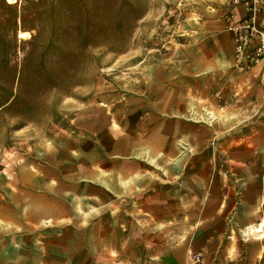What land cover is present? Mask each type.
<instances>
[{
  "label": "rangeland",
  "instance_id": "rangeland-1",
  "mask_svg": "<svg viewBox=\"0 0 264 264\" xmlns=\"http://www.w3.org/2000/svg\"><path fill=\"white\" fill-rule=\"evenodd\" d=\"M235 1L0 0V186L45 176L73 210L56 241L73 264H264V238L242 233L264 231V163H242L264 103L192 67Z\"/></svg>",
  "mask_w": 264,
  "mask_h": 264
},
{
  "label": "crops",
  "instance_id": "crops-1",
  "mask_svg": "<svg viewBox=\"0 0 264 264\" xmlns=\"http://www.w3.org/2000/svg\"><path fill=\"white\" fill-rule=\"evenodd\" d=\"M229 6V10H227H231V12L233 11L238 20H241L246 16L244 6ZM257 24L260 28H264V10L259 13ZM229 25L230 23L223 18L209 21L208 24H205L206 28L209 29V31H207L209 34L204 32L201 29V26L199 27L201 29L199 31L200 34H205L203 38L213 41V46L210 48L203 47L201 45L202 42H200L199 46L195 45L192 67H194V71L197 72L193 74L195 77L194 79H197L196 77L198 76L202 77L209 72L225 73L226 75L236 78L234 79L235 81L231 79L226 82V89L232 91L233 87L237 84L238 87L241 86L243 95L242 101L246 102L251 101L252 99L254 102L264 103V63L251 65L250 69L244 71L241 76H235L237 70L235 45L233 34L228 30ZM203 38L200 40H203ZM255 45L256 41L254 40L252 42V47ZM183 59H185V57H183L182 60ZM209 59L211 64L207 65ZM179 65H182V61H180ZM169 84L175 85V83L172 82L165 83V86L169 88ZM250 88H253V96L250 95ZM167 103L170 104V100L166 99L165 105ZM167 130L169 129L166 127L165 132ZM260 132H263V134ZM168 133L166 132V134ZM258 133L259 136L264 135V129L259 128ZM153 138L157 139L155 136H153ZM162 140H165V138L162 137L161 141ZM252 146L254 147V151L249 148L246 149L245 146L242 147V163H250L253 157L256 158L257 163H264V139L258 137L252 143ZM254 160L255 159H252V161ZM41 174L38 176L32 172L31 167L21 166L18 171L17 179L19 184L23 186H20V188H24L23 190L16 192L13 191L10 189L9 183L0 186V264L74 263L72 255H70L68 251H59L58 246L56 245L58 231L66 234L73 229L71 225L72 222H69V219L70 221L73 219V210L71 209L68 212V208L58 207L57 202L55 201L56 199L52 197L51 183L45 182V176ZM100 181L101 183L103 182L102 180ZM35 184H43L42 188L39 189L41 192L28 190ZM102 184L106 186L104 182ZM245 216L248 217L246 220L251 218V215ZM245 216H243V220L245 219ZM47 221H51V223L48 225L45 224ZM59 221H62L60 226ZM63 221H65V223H63ZM261 226L253 228V226L246 225V228L242 230V233L244 236L258 235L260 239H263L264 231ZM42 237L48 239L43 243L41 240ZM52 237L53 240H51ZM65 238L67 239V236ZM65 241L68 243V240ZM208 241L212 243L213 238H209ZM69 244H71L70 240ZM72 246L73 244H71L70 248H73ZM41 248L47 250L46 259L48 262L37 261V263H35L36 260L34 261V257L40 256L41 259H43L46 256L44 251H41ZM68 255L70 257H68ZM59 257L60 260L66 259L64 262L62 261L59 263ZM179 263L186 264L185 258L184 261Z\"/></svg>",
  "mask_w": 264,
  "mask_h": 264
},
{
  "label": "built area",
  "instance_id": "built-area-1",
  "mask_svg": "<svg viewBox=\"0 0 264 264\" xmlns=\"http://www.w3.org/2000/svg\"><path fill=\"white\" fill-rule=\"evenodd\" d=\"M239 0L235 1L238 4ZM258 4L260 0H249L245 3L246 16L241 20L231 18L230 30L233 34L235 45V61L239 71L244 72L250 69L251 65L264 63V28L257 25ZM256 45L252 47V42ZM201 255L193 257V261L198 264Z\"/></svg>",
  "mask_w": 264,
  "mask_h": 264
},
{
  "label": "bare ground",
  "instance_id": "bare-ground-1",
  "mask_svg": "<svg viewBox=\"0 0 264 264\" xmlns=\"http://www.w3.org/2000/svg\"><path fill=\"white\" fill-rule=\"evenodd\" d=\"M191 111H192V109H191ZM194 111L192 112V114H191V117L193 118V120H197V119H199V120H202L203 118H195L194 116ZM209 116V117H208ZM208 119L206 120V121H212V120H215V114L214 113H212V112H210V113H208ZM150 159V158H149ZM150 163H153L154 164V161H151ZM103 183V182H102Z\"/></svg>",
  "mask_w": 264,
  "mask_h": 264
}]
</instances>
